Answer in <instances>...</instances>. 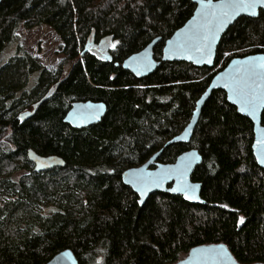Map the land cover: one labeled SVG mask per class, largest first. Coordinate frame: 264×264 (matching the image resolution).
I'll use <instances>...</instances> for the list:
<instances>
[{
  "label": "trees",
  "instance_id": "trees-1",
  "mask_svg": "<svg viewBox=\"0 0 264 264\" xmlns=\"http://www.w3.org/2000/svg\"><path fill=\"white\" fill-rule=\"evenodd\" d=\"M194 8L191 0H0V264H46L66 249L78 264H174L196 246L217 243L240 264L264 263V170L252 154V123L224 92L211 93L190 143L171 144L158 159L169 164L198 151L191 181L201 184L203 205L154 193L139 206L121 180L183 130L210 79L231 59L264 54L260 11L229 27L212 69L164 62L136 79L120 67L155 38L160 61L164 42ZM38 26L60 41L57 69L20 45L19 29ZM109 37L111 61L93 48ZM57 83L20 123L18 115ZM78 101L104 103L101 122L80 130L65 124ZM29 149L65 166L34 173Z\"/></svg>",
  "mask_w": 264,
  "mask_h": 264
},
{
  "label": "water",
  "instance_id": "water-1",
  "mask_svg": "<svg viewBox=\"0 0 264 264\" xmlns=\"http://www.w3.org/2000/svg\"><path fill=\"white\" fill-rule=\"evenodd\" d=\"M191 2L195 6L191 17L164 42L160 61H156L153 56L154 48L161 40L160 38H155L141 51L124 59L120 67L124 71L131 73L136 79H142L151 75L164 62H183L191 64L196 68L206 67L212 69L216 59L217 48L229 27L241 18L254 19L258 17L260 11L264 12V9L258 8L257 16L255 17L241 12L239 15L228 18L223 26H218V23L213 21L211 31H205L203 28H200V25L203 23L202 5L206 3V0H191ZM212 2L213 4H217L219 0H212ZM197 29L201 33L200 38L193 40L191 39V35ZM111 40L112 38L109 37L105 41ZM99 45L102 46V42ZM198 48L202 50H198ZM84 53L85 51L80 54V57ZM105 57L108 61H111L107 52L105 53ZM255 58H264V54H254L231 59L222 70L210 79L207 88L196 101L191 118L183 130L177 136L167 141L159 151L155 152L143 164L128 168L122 172V183L129 187L137 196L139 206H142L154 193L181 196L185 202L190 204H204V201L201 199V184L191 181L192 173L202 161L197 150L189 149L184 151L173 163L169 164L160 163L158 159L165 147L175 143H190L199 121L201 110L213 91L220 90L224 92L227 102L235 107L239 115L247 118L252 123V154L257 166L264 170V163L261 162L264 161V126L261 123L264 105L257 107L254 112L251 111L243 106L240 97L232 87L233 81L243 75L244 70ZM115 66H118V64H115ZM57 87L58 83L55 87L50 88L45 97L32 106L31 111L21 112L17 117L20 123L32 117L38 105L45 101ZM260 89L264 91V81L260 82ZM106 110V106L102 102H73L65 114L63 122L72 129L80 130L101 122L106 114ZM26 157L33 165L34 173H42L50 169L63 168L65 166V162L60 157L54 155L41 156L31 149L27 150ZM176 169H182L183 174L177 173ZM165 176L167 178L161 179ZM185 184L190 186L188 192L183 190V185ZM186 195L187 199L185 198ZM221 247L223 248L222 255L224 256L221 264H240L223 243L196 246L190 249L183 259L174 264H211V262L204 261L200 257V251L205 249H220ZM46 264H78V261L72 251L66 249L56 254Z\"/></svg>",
  "mask_w": 264,
  "mask_h": 264
},
{
  "label": "snow or ice",
  "instance_id": "snow-or-ice-1",
  "mask_svg": "<svg viewBox=\"0 0 264 264\" xmlns=\"http://www.w3.org/2000/svg\"><path fill=\"white\" fill-rule=\"evenodd\" d=\"M258 8L264 9V0H219L217 4H213L212 0H206V3L202 5L203 23L200 28L205 31H211L213 21H216L218 26H223L228 18L239 15L241 12L255 17L257 16ZM200 35V31L197 29L192 33L191 39L198 40ZM198 50L202 49L198 48ZM261 81H264V58H255L244 70L243 75L235 79L232 84L243 106L253 112L257 107L264 105V91L260 89ZM261 162L264 163V161ZM176 171L180 175L183 174L182 169H176ZM165 178L167 177L165 176L161 179ZM183 190L188 192L190 186L183 185ZM185 198H188L187 195ZM239 223H244L243 218L240 219ZM222 253L223 248L221 247L220 249L201 250L199 255L204 261H209L211 264H221L224 260Z\"/></svg>",
  "mask_w": 264,
  "mask_h": 264
},
{
  "label": "rangeland",
  "instance_id": "rangeland-1",
  "mask_svg": "<svg viewBox=\"0 0 264 264\" xmlns=\"http://www.w3.org/2000/svg\"><path fill=\"white\" fill-rule=\"evenodd\" d=\"M20 36V45L30 56L38 58L48 69L54 70L61 64L63 56L58 52L60 44L59 39L51 28L47 26H38L33 29L21 27L18 32ZM114 45L111 41L103 43L104 49H110ZM15 45L6 48L5 58L13 55ZM107 52V51H106ZM31 77L29 82L33 80Z\"/></svg>",
  "mask_w": 264,
  "mask_h": 264
},
{
  "label": "flooded vegetation",
  "instance_id": "flooded-vegetation-1",
  "mask_svg": "<svg viewBox=\"0 0 264 264\" xmlns=\"http://www.w3.org/2000/svg\"><path fill=\"white\" fill-rule=\"evenodd\" d=\"M93 48L97 52L101 53V55H104L105 56V53H106L107 49H104L103 45L102 46L99 45V47L94 46Z\"/></svg>",
  "mask_w": 264,
  "mask_h": 264
}]
</instances>
